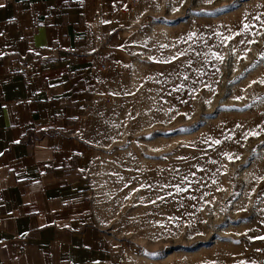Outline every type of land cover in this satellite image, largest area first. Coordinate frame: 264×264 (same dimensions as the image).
Wrapping results in <instances>:
<instances>
[{"label":"rangeland","instance_id":"obj_1","mask_svg":"<svg viewBox=\"0 0 264 264\" xmlns=\"http://www.w3.org/2000/svg\"><path fill=\"white\" fill-rule=\"evenodd\" d=\"M124 20L93 116L96 221L151 264H264V0H140Z\"/></svg>","mask_w":264,"mask_h":264},{"label":"crops","instance_id":"obj_2","mask_svg":"<svg viewBox=\"0 0 264 264\" xmlns=\"http://www.w3.org/2000/svg\"><path fill=\"white\" fill-rule=\"evenodd\" d=\"M127 1L0 0V264H117L90 176ZM124 264L151 261L128 252Z\"/></svg>","mask_w":264,"mask_h":264},{"label":"built area","instance_id":"obj_3","mask_svg":"<svg viewBox=\"0 0 264 264\" xmlns=\"http://www.w3.org/2000/svg\"><path fill=\"white\" fill-rule=\"evenodd\" d=\"M137 5H138V0H128L124 10L122 11V14L124 15V17L126 18L131 17L135 13ZM99 68L100 70H105L106 66L105 64H101ZM117 252L119 255L117 264H124V259L127 256L129 251L125 248H120V249L117 248Z\"/></svg>","mask_w":264,"mask_h":264},{"label":"snow or ice","instance_id":"obj_4","mask_svg":"<svg viewBox=\"0 0 264 264\" xmlns=\"http://www.w3.org/2000/svg\"><path fill=\"white\" fill-rule=\"evenodd\" d=\"M207 2H210V0H207ZM4 7L3 4H0V8ZM225 7H232L231 5H227ZM176 11H178L179 9H175ZM245 30H247V25L245 26ZM257 35H261V33H257ZM256 41H249V43H255ZM241 43H243V41H241ZM244 57H240V59H243ZM217 59H220V60H223V57L222 56H218ZM166 62H170V61H166ZM187 79V77H186ZM255 83H264V81H252V84H255ZM249 87H251V84L249 85ZM236 99H243V97H236ZM247 135H257L256 132H251V133H248ZM247 138V136L245 137ZM20 141H15V143H19ZM214 143L216 144H219L220 141L217 140V141H214ZM0 155H2V153H0ZM240 157L239 156H236L235 159H239ZM229 159H231V157H229ZM261 179H264V177H262ZM127 186V185H126ZM138 190V189H137ZM127 198V197H126ZM261 239H264V237H262Z\"/></svg>","mask_w":264,"mask_h":264}]
</instances>
